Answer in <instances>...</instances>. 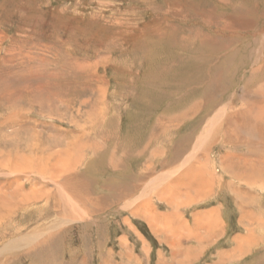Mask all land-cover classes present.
<instances>
[{"label":"rangeland","instance_id":"1","mask_svg":"<svg viewBox=\"0 0 264 264\" xmlns=\"http://www.w3.org/2000/svg\"><path fill=\"white\" fill-rule=\"evenodd\" d=\"M248 129L264 0H0V264H264Z\"/></svg>","mask_w":264,"mask_h":264},{"label":"crops","instance_id":"2","mask_svg":"<svg viewBox=\"0 0 264 264\" xmlns=\"http://www.w3.org/2000/svg\"><path fill=\"white\" fill-rule=\"evenodd\" d=\"M248 132L250 133V134H252L253 135V137H249L251 140H256V142L254 141V143H253V145L255 146V145H258L261 141L263 142V140H264V136L262 135V133H263V131H260V130H258V131H254V130H249L248 129ZM261 135H260V134ZM251 147H252V145H251ZM262 149L263 148H259V150H261L262 151ZM255 151H257V149L255 150ZM264 163V162H263Z\"/></svg>","mask_w":264,"mask_h":264},{"label":"bare ground","instance_id":"3","mask_svg":"<svg viewBox=\"0 0 264 264\" xmlns=\"http://www.w3.org/2000/svg\"><path fill=\"white\" fill-rule=\"evenodd\" d=\"M259 122V121H258ZM262 122V121H261ZM260 123V122H259ZM255 129V128H254ZM253 152H254V150H253ZM255 155L256 156H258V157H261V158H263L264 157V148L262 149V151H255ZM257 157V158H258ZM264 159V158H263ZM74 186V185H73Z\"/></svg>","mask_w":264,"mask_h":264}]
</instances>
